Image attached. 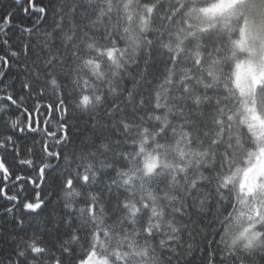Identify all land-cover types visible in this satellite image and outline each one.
<instances>
[{
  "label": "snow or ice",
  "instance_id": "snow-or-ice-1",
  "mask_svg": "<svg viewBox=\"0 0 264 264\" xmlns=\"http://www.w3.org/2000/svg\"><path fill=\"white\" fill-rule=\"evenodd\" d=\"M257 38L264 0H0V264H264Z\"/></svg>",
  "mask_w": 264,
  "mask_h": 264
},
{
  "label": "rangeland",
  "instance_id": "rangeland-1",
  "mask_svg": "<svg viewBox=\"0 0 264 264\" xmlns=\"http://www.w3.org/2000/svg\"><path fill=\"white\" fill-rule=\"evenodd\" d=\"M252 43H253V41L250 40L249 44L245 46V49L251 51L252 50V47H251ZM257 44H258L260 49H264V42H260L258 40V38H257ZM261 57H262V60H264V50L261 51Z\"/></svg>",
  "mask_w": 264,
  "mask_h": 264
},
{
  "label": "trees",
  "instance_id": "trees-1",
  "mask_svg": "<svg viewBox=\"0 0 264 264\" xmlns=\"http://www.w3.org/2000/svg\"><path fill=\"white\" fill-rule=\"evenodd\" d=\"M0 203H2V201H0Z\"/></svg>",
  "mask_w": 264,
  "mask_h": 264
}]
</instances>
